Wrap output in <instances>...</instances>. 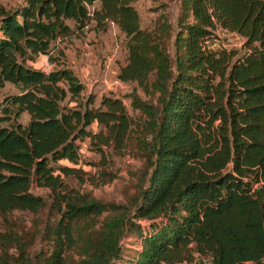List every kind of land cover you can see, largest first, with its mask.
Instances as JSON below:
<instances>
[{"label":"trees","instance_id":"trees-1","mask_svg":"<svg viewBox=\"0 0 264 264\" xmlns=\"http://www.w3.org/2000/svg\"><path fill=\"white\" fill-rule=\"evenodd\" d=\"M136 1L0 3V86L19 89L0 103V264H264V0H181L173 57L141 29ZM67 20L125 35L118 78L143 91L132 95L138 120L120 97L95 106L52 56ZM216 28L240 47L216 45ZM40 54L55 67L28 65ZM85 137L102 158L134 142L143 166L132 198L104 202L69 186L86 179L57 162L77 164ZM44 211L30 231L14 221Z\"/></svg>","mask_w":264,"mask_h":264},{"label":"rangeland","instance_id":"rangeland-1","mask_svg":"<svg viewBox=\"0 0 264 264\" xmlns=\"http://www.w3.org/2000/svg\"><path fill=\"white\" fill-rule=\"evenodd\" d=\"M23 0H0L6 7H16ZM138 11L141 29L152 32L156 39H162L171 57L174 55V35L176 22L180 16L181 0H138L134 3ZM169 25L168 34H163L161 23ZM72 31L59 36L53 43L55 50L52 56L57 58L59 64H65L73 70L79 81L84 85L82 96L94 97V105L99 104L103 95L120 97L129 114L136 120L139 119V111L132 108V95L136 94L145 98L143 91L136 82L121 81L118 78L119 68L126 63L127 38L119 31L114 24H109L105 31L95 30L94 22L88 23L83 29L74 28L72 20L66 21ZM215 43L228 47H240L242 38L235 33H230L221 28H216ZM159 38V39H158ZM58 49H62L64 56L59 57ZM28 65L37 69L48 71L55 67L54 63L48 61L46 55H38ZM19 92V89L10 82H4L0 86V103L12 94ZM29 120L27 113H22L18 121L26 124ZM91 132H97L99 126L96 123L88 127ZM79 147V162L73 164L66 159L57 162L58 165L72 166L80 169V175L86 179L80 182L79 179L70 176L66 182L70 187L81 192H88L90 195L104 202H125L136 194L138 181L137 174L141 172L143 162L140 156L135 155L134 142L122 150L119 154L108 153L106 158L96 151L90 143L89 137L77 140ZM107 151V149H106ZM88 179V180H87ZM31 191L35 194L46 193L45 189L32 186ZM46 211L32 218V215L19 213L14 218L16 224L30 231L37 221L45 219ZM195 264H209L204 258H197Z\"/></svg>","mask_w":264,"mask_h":264}]
</instances>
